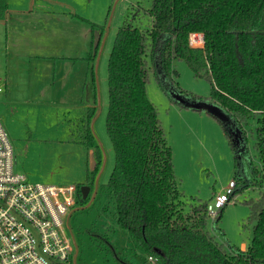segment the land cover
I'll return each instance as SVG.
<instances>
[{
  "label": "trees",
  "instance_id": "1",
  "mask_svg": "<svg viewBox=\"0 0 264 264\" xmlns=\"http://www.w3.org/2000/svg\"><path fill=\"white\" fill-rule=\"evenodd\" d=\"M7 8V0H0V18ZM132 9L116 34L108 65L106 127L116 154L115 165L109 182L95 189V201L108 192L112 205L105 212L113 224L104 235L94 230L88 234L117 256L110 242L116 223L158 264H264V187L259 198L246 201L251 210L248 226L253 225L247 249L230 246L226 240L219 242L208 231V204L199 199L191 203L178 190L172 149L158 110L147 96V84L154 74L174 102L167 88L168 83L175 84L173 62L186 61L196 77L211 84V94L208 98L185 96L212 102L227 112L247 145V132L251 133L253 148L264 164V0H150L143 12ZM193 33L204 35V46L190 45ZM100 41L88 59L86 87L94 105L73 121L77 129L71 137L93 154L94 167L88 169L84 183L91 186L105 162L103 147L92 128L97 113L95 59ZM254 119L255 129L246 131ZM228 136L237 164L238 157L249 150L246 147L237 154ZM254 173H258L256 167ZM248 183L237 178L233 194L247 189ZM123 264L135 263L123 260Z\"/></svg>",
  "mask_w": 264,
  "mask_h": 264
},
{
  "label": "rangeland",
  "instance_id": "2",
  "mask_svg": "<svg viewBox=\"0 0 264 264\" xmlns=\"http://www.w3.org/2000/svg\"><path fill=\"white\" fill-rule=\"evenodd\" d=\"M57 1L71 4L77 13L95 19L93 21L100 26L102 40L95 59L100 108L94 130L105 153L98 180L100 185H106L116 160L106 127L110 100L109 58L116 34L124 25L131 7L133 12H143L149 8L150 0ZM9 2L12 9L20 3H23L21 7L29 9L31 1ZM41 3L44 1L37 0V4ZM55 8L59 9L58 6ZM17 21L12 24L14 21L6 16L0 19V87L4 89L0 94V121L13 146L14 171L24 174L33 184L81 186L86 182L92 157L91 151L71 141L72 130L77 129L72 122L77 112L72 109L68 113L64 106L67 103L55 104L59 90L53 92V63L35 56L39 52L34 42L35 39L39 42L40 35L23 18ZM82 26L90 28L85 24ZM173 67L176 70V75L172 77L175 84H167L173 100L179 90L191 97L210 96L211 84L205 78L196 77L186 61L175 60ZM147 96L158 110L172 149L178 190L191 203L199 199L211 204L217 195L227 191L231 181L237 178L249 180L247 189L230 195L231 201L223 207L217 224H214L213 217L208 220L209 234L219 242L226 240L230 246L240 249L244 243L248 246L253 236V225L248 226L251 210L246 201L259 198L264 187V164L253 148L255 140L251 133L247 132L249 153L239 157L236 164L229 134L219 121L204 111L191 110L175 100L173 102L154 74H151L147 84ZM89 101L84 100L86 103ZM256 125L257 120H251L245 130H254ZM254 167L258 173H254ZM109 204L112 205V202L108 192H105L90 208L77 211L72 216L71 224L80 246V263L123 264V260H129L135 264H158L156 260L150 261L149 256L135 246L128 232L116 223L110 242L117 256L88 234V230H94L104 235L108 226H112L113 222L105 212ZM79 206L78 202L75 208Z\"/></svg>",
  "mask_w": 264,
  "mask_h": 264
},
{
  "label": "built area",
  "instance_id": "3",
  "mask_svg": "<svg viewBox=\"0 0 264 264\" xmlns=\"http://www.w3.org/2000/svg\"><path fill=\"white\" fill-rule=\"evenodd\" d=\"M190 45L204 46V35L191 34ZM234 187L231 181L208 204L209 217L216 219ZM78 189L76 184H33L15 172L13 146L0 121V264H75L69 216L78 204Z\"/></svg>",
  "mask_w": 264,
  "mask_h": 264
},
{
  "label": "crops",
  "instance_id": "4",
  "mask_svg": "<svg viewBox=\"0 0 264 264\" xmlns=\"http://www.w3.org/2000/svg\"><path fill=\"white\" fill-rule=\"evenodd\" d=\"M30 1L29 9L21 7L23 3L12 9L13 6L7 0L8 8L2 18L6 16L13 20L12 24L23 18L40 35L39 42L36 39L34 42L39 52L35 56L53 63V92L59 90L55 104L67 103L64 106L68 113L72 109L77 112L73 121L81 119L87 108L94 105L91 103L92 96L87 91L86 83L89 77L90 53L99 40H102L100 26L93 21L95 19L77 13L69 3L42 0L44 3L37 4V0ZM83 24L90 28H84ZM84 100L90 101L86 103ZM247 247L244 243L242 250Z\"/></svg>",
  "mask_w": 264,
  "mask_h": 264
},
{
  "label": "water",
  "instance_id": "5",
  "mask_svg": "<svg viewBox=\"0 0 264 264\" xmlns=\"http://www.w3.org/2000/svg\"><path fill=\"white\" fill-rule=\"evenodd\" d=\"M102 49H103V46H102ZM95 73H96V78H97V67H95ZM174 96H175L174 100L176 102H178L181 106L189 108L191 110L204 111V112L208 113L210 116L216 118L223 125V127L225 128L227 133L232 137L233 143L237 147V154L241 155V153L243 151H245L246 142H245V139H244V137L242 135V131L235 124V122L233 121L232 117L227 112H225L219 106L213 104L212 102H208V101H204V100H194V99H192L190 97H187V96L183 95L180 92H177ZM97 97H98V101H97L98 102L97 103V112H98V110L100 108V106H99V104H100V100H99L100 94H99L98 83H97ZM96 116H97V113H96V115H95V117H94V119L92 121V128L93 129H94ZM94 132H95V130H94ZM91 155H92L91 156L92 157L91 168H93L94 167V159H93L92 152H91ZM239 157L241 158V156H239ZM101 172H102V170H101ZM99 176L97 178V185H96L95 189H97V186L99 185V180H98ZM90 191H91V188L88 185L83 184L81 186L82 202H84L88 198V195H89ZM95 194H96V190L94 191V196H95ZM93 201L94 200H92V202ZM87 208H88V206L87 207L86 206H83V207L79 206L78 208H75L71 212V214L69 216V229H70V232L72 234L73 241H74V244H75V247H76L75 264H77V256H78V253L80 252V246H79V243L77 241L76 235L74 234L73 227H72V224H71V219H72V216H73V214L75 212L81 211V210H85Z\"/></svg>",
  "mask_w": 264,
  "mask_h": 264
},
{
  "label": "flooded vegetation",
  "instance_id": "6",
  "mask_svg": "<svg viewBox=\"0 0 264 264\" xmlns=\"http://www.w3.org/2000/svg\"><path fill=\"white\" fill-rule=\"evenodd\" d=\"M246 147H248L247 143H246ZM96 185H97V182H95V185H93V186L88 184V186L91 188V191H90V193L88 195V198L83 202V205H81V207H83V206L87 207L88 206V208H90L94 204V202H95L94 191H95ZM92 200H94V201L92 202ZM81 211H84V210H81Z\"/></svg>",
  "mask_w": 264,
  "mask_h": 264
}]
</instances>
